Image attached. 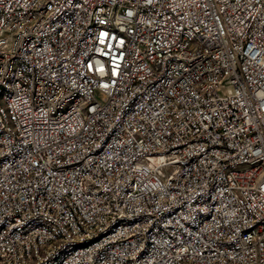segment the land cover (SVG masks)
<instances>
[{
    "label": "built area",
    "instance_id": "obj_1",
    "mask_svg": "<svg viewBox=\"0 0 264 264\" xmlns=\"http://www.w3.org/2000/svg\"><path fill=\"white\" fill-rule=\"evenodd\" d=\"M0 264H264V0H0Z\"/></svg>",
    "mask_w": 264,
    "mask_h": 264
}]
</instances>
